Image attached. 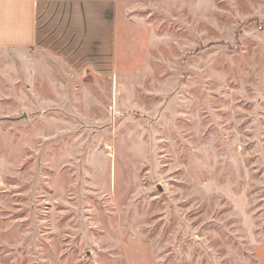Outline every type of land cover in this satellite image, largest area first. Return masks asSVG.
Returning <instances> with one entry per match:
<instances>
[{
  "label": "rangeland",
  "instance_id": "1",
  "mask_svg": "<svg viewBox=\"0 0 264 264\" xmlns=\"http://www.w3.org/2000/svg\"><path fill=\"white\" fill-rule=\"evenodd\" d=\"M70 8L0 48V264H264V0H142L116 75Z\"/></svg>",
  "mask_w": 264,
  "mask_h": 264
},
{
  "label": "crops",
  "instance_id": "2",
  "mask_svg": "<svg viewBox=\"0 0 264 264\" xmlns=\"http://www.w3.org/2000/svg\"><path fill=\"white\" fill-rule=\"evenodd\" d=\"M141 2L142 0H0V48L35 47L40 39L48 36L46 21L49 11L52 13L69 5L72 7L70 12L77 15L75 19L70 18L74 28L71 31L80 34V37L90 36L88 42L96 44L95 57L109 62L111 74L135 70L147 58L152 32L149 23L129 14ZM79 14L85 15L83 22L84 16L79 17ZM100 49L102 53L97 52Z\"/></svg>",
  "mask_w": 264,
  "mask_h": 264
}]
</instances>
